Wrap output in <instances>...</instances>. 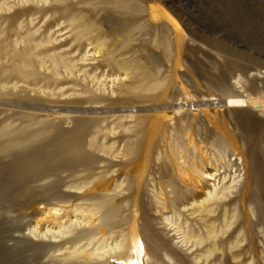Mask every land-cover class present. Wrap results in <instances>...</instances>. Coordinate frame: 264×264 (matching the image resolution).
<instances>
[{
	"label": "rangeland",
	"instance_id": "1",
	"mask_svg": "<svg viewBox=\"0 0 264 264\" xmlns=\"http://www.w3.org/2000/svg\"><path fill=\"white\" fill-rule=\"evenodd\" d=\"M123 3L0 0V129L22 127V114L63 131H72L76 119L98 124L85 133L87 142L94 141L86 146L96 158L92 176L81 168L62 174V190L76 197L56 207L62 210L59 225L40 220L34 209L22 211L17 205L23 199L12 201L18 194L0 196V264H264V219L249 200L251 193L264 198V0ZM71 18L92 26L91 35L78 36ZM108 54L114 66L105 63ZM25 55L34 58L33 67H24ZM55 61L62 63L56 71ZM19 67L32 73L28 80L17 74ZM144 81L160 84L150 93L159 101L124 108L192 109L136 114L161 125L151 148L149 125L142 133L144 175L135 206V160L122 165L117 159L111 168L107 153L115 141L122 158L119 140L133 139L134 120L118 129L109 115L69 113V119L68 112L49 107L91 109L88 86L114 101L122 86ZM222 101L226 106L218 105ZM202 102L213 106L194 108ZM123 170L128 177L119 174ZM111 171L117 172L115 184ZM114 189L127 220L105 228L94 205ZM215 189H225L226 197L208 201ZM133 217L143 237L135 262L122 246Z\"/></svg>",
	"mask_w": 264,
	"mask_h": 264
},
{
	"label": "bare ground",
	"instance_id": "2",
	"mask_svg": "<svg viewBox=\"0 0 264 264\" xmlns=\"http://www.w3.org/2000/svg\"><path fill=\"white\" fill-rule=\"evenodd\" d=\"M57 1H62V0H57ZM111 2L114 3L115 6L116 5L123 6L124 4L123 0H111ZM71 22L74 23V19L71 18ZM74 24H75L74 29L78 36L83 37V36L91 35V32L93 30L92 26L86 25L81 22H78V24L77 23ZM99 48L100 50H102L103 48L101 43H99ZM105 63L114 66L113 64L114 60L111 59L109 54L105 59ZM23 65L24 67H28V66L33 67L34 58L30 55H25L23 58ZM61 65H62L61 62L55 61L53 66L55 71ZM64 66L65 69L68 71L71 69L70 66H68L67 64H64ZM24 67L17 68L16 72L21 77V79L28 80V78L31 77L32 73L29 72L27 69H24ZM146 82L147 81L136 83L135 85L129 87L122 86L118 91V96L116 97V100L114 101L106 99V96L97 94L96 92H94L93 89H90V87L88 86V88L85 91L86 94H88L85 98V103L89 105L95 104L94 108L91 109H87L85 107L82 110L81 109L70 110V109H60V108L55 109L49 107V111L51 112H57L61 110L68 112L67 116L69 119L71 118L69 113H82V114L89 113L95 115L99 113V114L109 115L108 120L112 122L113 126L116 127L118 126V129L119 128H124L125 130L128 129L127 125L129 123L127 125L126 123L131 120H134V125L132 130L133 139L128 137L127 135L124 136L122 135L119 140V142L122 141V149H123L121 154L122 158H119V153H118L119 151L118 152L115 151L116 150L115 141H113V144H110V147H108L107 149V153L113 158V160L109 158L110 161L109 164L111 168L115 167L116 162H118L115 161L117 159L121 160V161L119 160V163H122V165H125L127 163H132L135 160L134 165L131 166L132 168H134V173L137 175L134 178L135 180L134 183L136 188L135 206L140 205L138 204V200L141 194V185H142L141 182L143 181V175H144V166L142 164L140 165L139 163V160H141L140 147L143 143L142 133L144 132L145 128L149 125L150 139L148 140L149 141L148 146L151 148L154 142V135L156 134V131L159 130V127L161 125L160 123L155 121L151 122L148 117H139L136 114H139L140 112L143 113L144 110H146V112L144 113H148V112H156V111L171 110V109L177 110L176 112L189 108L192 109V104H187V105L185 104L179 106L173 105L168 108H164V107L146 108V109L124 108L125 106H135V105L139 106V104H147V103L151 104L159 101V98L157 96L151 95L150 93L156 92L160 88V84L156 83L150 85V84H146ZM98 104L100 106L101 104L121 106V108H109V109L101 110L95 108V106ZM20 117L23 122L22 127L14 129L5 126L0 129V142H2L0 144V196L2 195L3 197L4 196L10 197L13 196L14 193L15 195L18 194V196L12 197V201L15 203L16 202L15 199L22 198L23 201H21L19 204L17 203L18 204L17 206L21 207L22 211L34 209V214L36 216H40V220L57 222V225H59L58 216L60 215V212L62 210L57 209L56 207L59 206V204H64L65 206H68L71 203V199L76 197V195L74 196L72 194H67L65 193V191L62 190V186H64L66 183V178H63L62 174L69 173L71 176L72 174L77 172V169L81 168L82 171L87 173L88 178L92 176V169H93L92 167L96 162V158L93 156L91 152L87 150L86 146L87 144H89V147L94 146V141L90 140L89 142H87L85 133L88 131L91 125L97 124V122L93 121L92 119H76L74 121V128L72 131H63L60 130V128L57 125L51 122L45 123L41 121L38 123L35 120L36 118L30 114H22ZM32 123L39 125V129L36 132L30 129ZM112 125L109 126L111 127ZM114 131H116V129ZM121 131H119L118 134H120ZM51 133H55V134L53 136H50ZM177 146L174 147L175 150H178ZM124 171L125 170H123L119 174L120 175L124 174L128 177L129 174ZM179 171L183 172L181 167H179ZM116 175H117L116 171H111L110 178L111 181L114 182V184L116 180L115 179ZM208 177L209 179L212 178V176H208ZM42 181H48L49 186L48 187L41 186L39 183ZM119 187L117 186L116 188ZM225 189L229 191L228 188ZM224 190L220 192L217 189H215L214 192L209 194L208 201L220 200L226 197L223 193ZM113 191H115V189L110 191V193L112 192V194H109L105 202L97 200V203L94 205L96 211L103 212L99 221L101 222V225L105 228H113L117 225L124 223L127 220L126 218L123 217V212L125 208L124 205L115 204V199L117 197L116 193L118 191L115 192L114 194ZM121 191L122 190H120V192ZM122 195L123 194H121V196ZM263 199L264 198H262V196L257 193L255 194L251 193V197L249 199L251 200V202H254V204L257 206V213L262 219H264V205L262 202ZM52 201H55L57 203H54ZM42 204H44L45 206L41 207ZM38 205L40 206L38 207ZM133 218H134L133 219L134 224L132 225L133 227L131 226L132 229L130 230L129 233H125L124 243L122 244V246L125 247L127 253L131 252V254L133 253L135 254V255L133 254L134 255L133 257H130L135 262V259L137 257L136 247L137 244L140 242L139 236H141L142 234L140 235L138 233L139 230L136 224V218L135 217ZM144 223L146 224V226L144 225V230L149 229L148 226L150 222L146 220ZM143 234L145 235V233ZM151 240H153L152 242L155 243L154 236L151 238ZM151 247H153V245H151ZM80 259H87V256L86 258L82 257L79 258V260Z\"/></svg>",
	"mask_w": 264,
	"mask_h": 264
},
{
	"label": "water",
	"instance_id": "3",
	"mask_svg": "<svg viewBox=\"0 0 264 264\" xmlns=\"http://www.w3.org/2000/svg\"><path fill=\"white\" fill-rule=\"evenodd\" d=\"M218 105H220V106H226V102L218 103ZM199 106H209V107H212L213 106V103L212 102H203L201 104H194V108L195 107L198 108ZM143 112H146V110H144Z\"/></svg>",
	"mask_w": 264,
	"mask_h": 264
}]
</instances>
